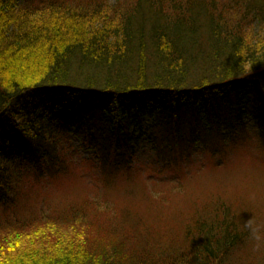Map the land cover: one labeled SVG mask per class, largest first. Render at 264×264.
Segmentation results:
<instances>
[{"label":"trees","instance_id":"16d2710c","mask_svg":"<svg viewBox=\"0 0 264 264\" xmlns=\"http://www.w3.org/2000/svg\"><path fill=\"white\" fill-rule=\"evenodd\" d=\"M249 125L264 142V0H0V264H264L238 193L175 218L145 196L143 214L85 196L47 221L29 203L77 148L128 172L149 139L159 176L197 145L240 149Z\"/></svg>","mask_w":264,"mask_h":264},{"label":"rangeland","instance_id":"374dc122","mask_svg":"<svg viewBox=\"0 0 264 264\" xmlns=\"http://www.w3.org/2000/svg\"><path fill=\"white\" fill-rule=\"evenodd\" d=\"M116 1L112 0L113 3ZM254 132L255 129L249 125V136L240 142V149L237 147L225 153H209L203 151L204 145H197L193 151L195 155L191 154V165H185L181 169H166L159 176L141 168L142 165L155 166L158 162V166H161L156 158H170V155L168 152L160 155L154 150L149 139H145L137 149L134 158L135 169L128 172L103 171L100 166L99 170L97 163L89 159L91 153L77 148L78 152L69 155L68 163L62 171L55 168L53 171L58 172L49 173L47 178L38 182L39 185L31 194L29 203L41 208L47 221V218L52 216V209L67 208L66 204H69L70 200L85 196L98 200L99 204L114 200L113 208L132 206L137 214H143L142 210L146 204L142 197L145 196L146 202L161 211L164 216L168 214L170 218H175L181 212L189 210L192 205H200L212 198V192H225L231 196L238 193L240 195L236 198H240V202H249L253 211L256 210L253 216L264 223V163L254 161L256 158L264 159V142L260 141ZM209 134L210 141H213L210 148L217 150L220 146L216 145L217 140L213 134ZM79 143L76 140V146ZM243 148L247 151L243 152ZM140 169L144 173H141ZM154 184L157 185L153 186ZM154 190H161L170 199L159 203L156 198L160 192L155 196ZM262 197L263 200H260ZM243 198L246 200H242ZM8 218H11V215H8ZM61 231L68 229L64 227Z\"/></svg>","mask_w":264,"mask_h":264}]
</instances>
